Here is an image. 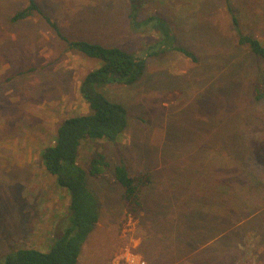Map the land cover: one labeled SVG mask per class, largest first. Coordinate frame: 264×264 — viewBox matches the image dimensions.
Listing matches in <instances>:
<instances>
[{
    "label": "rangeland",
    "instance_id": "obj_1",
    "mask_svg": "<svg viewBox=\"0 0 264 264\" xmlns=\"http://www.w3.org/2000/svg\"><path fill=\"white\" fill-rule=\"evenodd\" d=\"M34 1L70 40L140 54L154 40L128 28L126 0ZM145 1L144 15L166 18L199 61L178 52L147 58L137 83L104 89L128 124L116 144L80 148L85 171L98 152L110 167L87 177L100 217L78 264H110L125 246L148 264H264V97L252 92L263 64L234 48L220 0ZM232 4L242 30L264 45V0ZM27 5L0 0V257L52 246L69 196L42 151L63 120L88 113L79 86L98 67L66 50L41 15L12 22ZM233 62L241 70L230 77ZM119 160L130 176L151 177L139 205L121 197Z\"/></svg>",
    "mask_w": 264,
    "mask_h": 264
},
{
    "label": "trees",
    "instance_id": "obj_2",
    "mask_svg": "<svg viewBox=\"0 0 264 264\" xmlns=\"http://www.w3.org/2000/svg\"><path fill=\"white\" fill-rule=\"evenodd\" d=\"M126 1L128 28L134 33L154 35V40L146 45L141 54L119 47L68 39L54 21L43 15L34 0H28V5L11 18L12 22H18L35 14L41 15L46 25L65 44L66 50L98 61V67L89 71L79 86V94L88 105V113L63 120L57 127L53 143L42 151L46 172L55 177L57 185L65 189L69 196L67 213L60 223L53 244L47 252L27 248L11 250L6 256L3 255L5 257L0 264L79 263L82 246L97 226L100 217V202L90 188L87 177L100 176L110 167L106 156L98 152L90 160L88 172L85 171L78 163L80 148L85 141H102L114 145L128 124L125 108L112 101L104 93V89L109 85L131 86L137 83L146 69L147 58L178 52L193 63L199 61L194 52L178 42L173 26L166 18L157 14L144 15L145 0ZM220 1V13L225 14L229 20L227 31L234 41L232 45L236 50L256 58L264 68V45L242 30L238 10L233 6L232 0ZM233 67L234 72L228 71L227 74L233 73L235 76L241 70L236 62H233ZM229 76L232 77L231 74ZM263 77L264 73H260L258 83L253 87L255 101L264 97ZM228 85L225 84V89H230ZM113 175L122 188V199L139 205L142 189L151 183L150 175L130 176L123 160H119L113 167ZM189 216L191 219L196 217L194 212Z\"/></svg>",
    "mask_w": 264,
    "mask_h": 264
},
{
    "label": "built area",
    "instance_id": "obj_3",
    "mask_svg": "<svg viewBox=\"0 0 264 264\" xmlns=\"http://www.w3.org/2000/svg\"><path fill=\"white\" fill-rule=\"evenodd\" d=\"M110 264H148L134 248L123 247L111 260Z\"/></svg>",
    "mask_w": 264,
    "mask_h": 264
}]
</instances>
